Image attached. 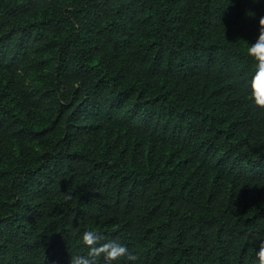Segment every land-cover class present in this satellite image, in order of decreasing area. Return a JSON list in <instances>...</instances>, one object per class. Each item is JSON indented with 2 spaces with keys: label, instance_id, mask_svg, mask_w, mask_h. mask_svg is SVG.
<instances>
[{
  "label": "trees",
  "instance_id": "16d2710c",
  "mask_svg": "<svg viewBox=\"0 0 264 264\" xmlns=\"http://www.w3.org/2000/svg\"><path fill=\"white\" fill-rule=\"evenodd\" d=\"M261 16L264 0H0V264H70L85 230L136 257L113 264H257Z\"/></svg>",
  "mask_w": 264,
  "mask_h": 264
},
{
  "label": "clouds",
  "instance_id": "9594fccd",
  "mask_svg": "<svg viewBox=\"0 0 264 264\" xmlns=\"http://www.w3.org/2000/svg\"><path fill=\"white\" fill-rule=\"evenodd\" d=\"M259 2V0H255ZM247 55L255 63V74L251 81V102L264 107V16L259 19L258 35L254 42H249ZM71 199V197H68ZM82 245L87 246V254L70 255V264H97V260L103 257L106 264H113L122 257L135 260V256H128V248L125 244L116 239H108L100 243L101 235L95 230H85L81 235ZM257 264H264V239L259 241V246L255 252Z\"/></svg>",
  "mask_w": 264,
  "mask_h": 264
}]
</instances>
